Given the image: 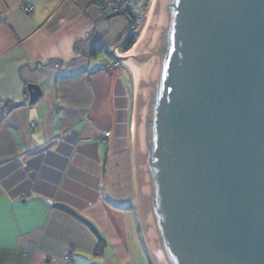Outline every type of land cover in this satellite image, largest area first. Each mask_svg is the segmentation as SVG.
Masks as SVG:
<instances>
[{
  "label": "crops",
  "instance_id": "obj_1",
  "mask_svg": "<svg viewBox=\"0 0 264 264\" xmlns=\"http://www.w3.org/2000/svg\"><path fill=\"white\" fill-rule=\"evenodd\" d=\"M102 1L0 0V264H153L136 82L113 65L129 20ZM28 83L41 89L31 104Z\"/></svg>",
  "mask_w": 264,
  "mask_h": 264
},
{
  "label": "water",
  "instance_id": "obj_2",
  "mask_svg": "<svg viewBox=\"0 0 264 264\" xmlns=\"http://www.w3.org/2000/svg\"><path fill=\"white\" fill-rule=\"evenodd\" d=\"M131 60L152 263L264 264V0H157Z\"/></svg>",
  "mask_w": 264,
  "mask_h": 264
},
{
  "label": "rangeland",
  "instance_id": "obj_3",
  "mask_svg": "<svg viewBox=\"0 0 264 264\" xmlns=\"http://www.w3.org/2000/svg\"><path fill=\"white\" fill-rule=\"evenodd\" d=\"M152 3H153V0H142L139 4H137L136 6V8H137V13H135L134 15L136 16L135 17V23H136V25H135V36H136V40H135V42L137 41V39L139 38V36H140V34H141V32H142V30L144 29V28H146L147 27V25L149 24V21H148V16H149V11H150V9H151V7H152ZM157 3V2H156ZM131 11V10H130ZM118 13V12H117ZM134 42V43H135ZM134 45V44H133ZM133 45H132V47H133ZM131 47V48H132ZM131 48H129L127 51H125V52H123L121 49H119L118 50V53L120 54V55H122V54H125L126 52H128ZM141 48V47H140ZM137 52V51H136ZM135 52V53H136ZM134 53V54H135ZM122 57V56H121ZM122 59V58H121ZM122 61V60H121ZM121 65L120 66H122V68H124L126 71H127V73H128V75L130 76V78L131 79H133L134 78V75L132 74V72L130 71V69L126 66V65H124L123 63H120ZM134 80V79H133ZM136 92H137V89H136ZM134 108H135V106H134ZM141 225H142V223H141ZM142 230H143V228H142ZM143 239H144V242H145V244H146V246H147V250H148V252H149V254H150V250H149V246H148V243H147V241H146V239H145V235H144V231H143Z\"/></svg>",
  "mask_w": 264,
  "mask_h": 264
},
{
  "label": "bare ground",
  "instance_id": "obj_4",
  "mask_svg": "<svg viewBox=\"0 0 264 264\" xmlns=\"http://www.w3.org/2000/svg\"><path fill=\"white\" fill-rule=\"evenodd\" d=\"M156 2H157V0H153L152 7L149 11L148 21H151V18L153 16V12L155 10ZM145 36H146V28H144L142 30L139 38L134 43L133 47L128 52H126L125 54L120 55V56H122V63L124 65H126L130 69L132 74L134 75V80L136 82L137 91L139 89V75H138L137 67L135 66V64L131 60V57L134 55V53L136 51H138L140 49V47L142 46V44L144 42ZM134 131H135V125H134Z\"/></svg>",
  "mask_w": 264,
  "mask_h": 264
},
{
  "label": "built area",
  "instance_id": "obj_5",
  "mask_svg": "<svg viewBox=\"0 0 264 264\" xmlns=\"http://www.w3.org/2000/svg\"><path fill=\"white\" fill-rule=\"evenodd\" d=\"M103 6H105L106 8H108L111 13H117L120 11H123L125 9H130L131 8V4L128 2V0H103L102 1ZM22 10L25 13H30L31 11V7L29 6H24L22 8ZM117 47L114 48L113 52H115V54L117 56H120L119 53H117ZM120 63H122V61L116 60L114 61L113 65H120ZM111 67V66H110ZM113 67V66H112ZM109 135V131L104 133V136H108ZM65 261H69V258H65Z\"/></svg>",
  "mask_w": 264,
  "mask_h": 264
},
{
  "label": "trees",
  "instance_id": "obj_6",
  "mask_svg": "<svg viewBox=\"0 0 264 264\" xmlns=\"http://www.w3.org/2000/svg\"><path fill=\"white\" fill-rule=\"evenodd\" d=\"M130 10L131 9H125L123 11H120L121 14L125 15L127 17V19L129 20V27L127 28L124 41L121 44V50L123 52H125L129 48H131L132 45L134 44L135 40H136V36H135V32H134L135 31V25H136L134 19L136 16Z\"/></svg>",
  "mask_w": 264,
  "mask_h": 264
}]
</instances>
